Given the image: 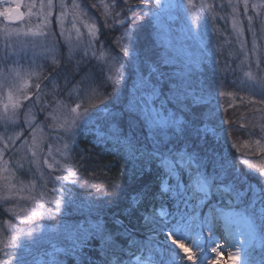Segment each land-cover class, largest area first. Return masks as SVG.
Returning a JSON list of instances; mask_svg holds the SVG:
<instances>
[{
  "label": "trees",
  "instance_id": "16d2710c",
  "mask_svg": "<svg viewBox=\"0 0 264 264\" xmlns=\"http://www.w3.org/2000/svg\"><path fill=\"white\" fill-rule=\"evenodd\" d=\"M107 1L112 8L127 17L122 26L129 33L127 36L134 58L125 55L122 48L115 44L116 35L113 34L114 38H111L107 33L108 19H103L101 12L89 0H78L80 7L84 9L79 8V13L84 14L77 15L74 23L83 26L79 18H84L86 13H94L97 45L95 44L94 49L90 43L84 42L80 47L73 44L74 47L69 49L58 35L55 22L57 7H54L49 18L51 23L42 31L55 35L48 36L47 42L38 44L39 61H34V71L38 73V77L29 76L34 82L28 87L29 99L23 101L17 126L5 127L0 117L3 137L7 139L11 136L8 138V148L2 151V160L12 162V171H16L13 179L20 186L16 189L15 197L10 196L12 199L8 203L0 199V241H4L0 243V249H3L0 250V260L8 262L22 258L26 264H34L36 257L41 255V264H46L52 259L50 254L55 253L59 264H88L89 258L95 264H101L103 258L98 251L101 240L95 234L97 229L114 235L118 249H125L110 259H118L120 264H126L132 253L144 254L129 243V238L117 235L122 229L114 223L116 219L123 220L124 225L135 233L137 241H147L151 234L143 227V216L159 209V199H153L150 194L145 195L141 191L147 186L150 192H156L158 178L163 177L162 170L155 162L150 172L141 174L146 154L155 145L147 138L145 126L135 122V118L126 111L122 114L138 76L147 78L149 86L145 91L148 95H153V98L148 100L146 95L145 100L148 104L152 103L156 111L166 112L165 116L171 112L184 118L195 113L201 116L200 127L207 124L216 129L217 135L208 133L206 136L207 147L213 152L210 153L212 158L203 161L202 171L206 175L213 174L218 169L221 157L227 158L229 165L234 166V171L225 177V186L235 183L245 195V202L240 204L239 210L244 213L243 209L253 198L254 192L264 195V175H261V169H264V152H260L255 144L256 140H262L261 144L264 145V134L259 127L264 124V116H261L264 112V88L257 83L259 77H264V45L261 49L257 48L260 61L257 64L249 63L253 72L250 76L246 75L242 67L237 66L240 53L231 56L226 48L224 61L220 60L222 67L218 65V68H222L221 71L214 67L209 53L205 55L204 64L201 58L196 59L197 55L188 57L193 63L188 60L184 63L186 58L171 50L168 60L157 45H154L150 33V16L144 15L152 9L150 0L143 4L140 0H128V4L124 0ZM129 5L131 12L128 11ZM38 11L35 9L34 13ZM240 13L243 14L242 9ZM250 14L253 15L251 12ZM253 19L258 21L259 18ZM31 20L35 23V16ZM134 24L139 27H133ZM116 27L117 25L112 27L113 32L124 31ZM242 29L246 31L244 21ZM133 33L134 39H130ZM211 34L217 37V31ZM53 41L56 42L54 49L51 48ZM1 46L0 53L4 50ZM42 47L49 50L43 52ZM245 48L248 49V46ZM101 53L113 57L111 64L114 67L111 73L104 69ZM210 55L215 56L213 53ZM3 57L0 56V66L5 69L9 64L4 65L7 60ZM57 60L60 61L59 64L56 63ZM130 60L133 61L131 64ZM196 62H201V65ZM20 63L24 64V60ZM116 68L124 74L119 88L122 97L120 101L114 99V92L110 94L111 83L108 79L113 77V71L117 75ZM30 79L27 85L31 84ZM36 84L41 85L39 90ZM89 85L106 91L104 92L109 96L105 105L110 113H115V119L106 122L104 114L97 112H91L88 116L80 115L89 108L90 100L85 95L90 89ZM202 89L207 92L203 101L193 102L188 95L189 91L195 90L197 94H202ZM37 92L40 96L38 101L35 98ZM77 106V112L73 113L71 109ZM26 109L35 115L34 120L30 116L26 117ZM26 119L31 120V123H25ZM246 120L248 124L245 123ZM59 123H64L66 129L57 128ZM37 126L41 130L37 131ZM34 135L42 136L38 156L24 160V165L16 169L18 161L13 150L23 145L24 140L30 145ZM116 136L122 143L115 142ZM124 142L135 149L134 156ZM45 159L47 164L44 163ZM245 160L248 164H259L260 168H250L244 163ZM189 174L186 169L181 170L178 177L170 178L169 186L176 179H181L184 183ZM58 176L61 177L60 180L56 179ZM28 191L29 196L34 199L22 204L23 196L21 197L20 192L25 194ZM53 200L60 202L59 211H56L57 205ZM16 203L22 208L36 209L38 215L30 221L19 219L18 212L12 208ZM256 207H260L258 200ZM126 208L132 209L130 215L125 214ZM166 210L171 209L169 207ZM251 219L261 243L259 248L251 250L252 264H264V221L258 217ZM30 231L31 236L27 235ZM9 235H17L18 240L5 247L8 244L5 237ZM157 239L163 240L164 236ZM77 242L80 246L73 251ZM154 246L158 247V244ZM59 249L64 251H57ZM182 263L187 264L184 261Z\"/></svg>",
  "mask_w": 264,
  "mask_h": 264
},
{
  "label": "snow or ice",
  "instance_id": "6c2138e0",
  "mask_svg": "<svg viewBox=\"0 0 264 264\" xmlns=\"http://www.w3.org/2000/svg\"><path fill=\"white\" fill-rule=\"evenodd\" d=\"M149 0H140V3H147ZM244 5V13L247 14L249 7L252 9L261 8L264 9V3L261 4H249V0H241ZM125 4H128V0H124ZM157 6H160L166 10L175 11L186 22L190 20L191 25H196L201 19H206L207 15L211 14L213 21L216 19L217 13L215 8L211 3H207V0L200 5L203 10L202 16H196L193 11L195 5L193 0H166V3L161 5V0H155ZM54 0H41L39 5V12H33L32 10L36 7L35 4L29 5V15L35 14L37 19L40 21L37 25L38 30L33 32L31 28H27L23 31L17 28H5V32L8 34L9 38L13 33L16 34L17 38L21 35L25 38L32 36H54V33H45L41 29L47 28L51 23L49 19L52 16V9L56 7ZM231 8L232 15V28L238 37L243 35V29L239 26L240 21L237 18L238 4L234 3L233 0H228L226 5ZM59 7L61 11L56 15V23L58 25L63 23V18L66 16L64 11L67 5L64 4L63 0H59ZM74 9H78L79 5H73ZM96 7V5H93ZM224 7V5H221ZM123 11V9L121 10ZM128 11L131 12V5L128 6ZM83 12L75 13V15H82ZM120 12H116L115 16L119 17ZM145 16L152 15V10L144 13ZM0 17L8 22L9 25L16 22H22L24 18V13L20 11V4L17 3L15 7H5L0 11ZM224 19V17H221ZM117 24H123V20L117 19L115 21ZM75 27V24H73ZM87 26V25H86ZM92 28L95 25L91 26ZM133 27H139V25L134 24ZM205 29L207 28V23L202 25ZM213 31H216L215 25H213ZM249 31L253 34V48L252 53L255 55L257 51L256 47V31L252 28V18L249 17ZM261 31L264 32V20H261ZM63 33L61 32V35ZM128 35V33H125ZM134 33L130 39H134ZM194 38H198V34L194 35ZM28 47L27 39L17 44L13 43L11 39L5 42V51L12 50L17 55L21 51H26ZM33 48L36 47L35 44L32 45ZM56 47V42L53 41L51 48ZM241 47L243 49V43L241 42ZM48 48L42 47L41 51L46 52ZM125 55H132L128 49H122ZM247 56V54H246ZM7 59V56L5 57ZM133 61L130 60L131 64ZM57 64L60 63L59 60L56 61ZM118 74L117 77L110 76L114 85H119L121 83L120 78L123 77V72L119 68L115 69ZM246 75H251L250 73ZM257 83L264 88V77H259ZM148 80L143 76H138L136 84L133 85V89L128 95V98L124 104V109L122 114L126 111L128 114L135 118V122L141 123L146 128L147 138L155 145L151 152L146 154V158L143 161V166L141 167V174L150 172L152 165L155 162L157 167H159L163 172V177L158 178L159 185L156 192H150L147 186L142 189V194L151 195L153 199H159V209H154L150 215H144L143 219L145 221L143 227L147 229V232L151 235L148 236L147 241H137L135 239V233H133L127 226L124 225L123 220L116 219L114 223L122 229V232L117 235H123L129 238V243L136 246L137 251H147L148 255L144 257V264H177L180 260L179 254L175 251L173 247L168 245V241L171 245L179 247V249L184 253V258L188 261H193L195 264L194 254L187 248L184 247L183 243H179L180 240L188 239L192 237L194 243L199 244L198 236L193 235L196 232L202 233L205 228L209 230L210 233H214L218 224H223L225 228H231L234 226L238 218H242L247 222L251 218L258 217L261 221H264V195H259L254 192L253 198L247 203L246 207L243 209L245 216L241 217V213L236 209L241 203L245 202V195L241 192L235 185L229 184L225 186V177L231 175L234 171V166L229 165L226 157H221L218 162V169L210 175H206L202 171L203 161L205 159H210L212 156L210 153L213 152L211 148L207 147L208 141L206 136L208 133L217 135L216 129L209 127L204 124L203 127L199 126L201 116L195 113L192 116L184 118L177 117L174 113H168L167 116L162 115V113L156 111L155 108H149L148 102L145 100V96H148V100H151V95H148L145 89L148 87ZM0 87H6L7 92V102L3 104L4 115L2 117L3 124L5 127L17 126V122L20 119V111L23 109V101L29 99L30 91L25 88L22 84V76L19 71L13 70L11 68L0 69ZM36 88L39 90L41 88L40 84H36ZM202 94H197L195 90L189 91L193 99V102H202L205 95H207L206 90H201ZM114 99L120 100V93L116 91L114 87ZM36 100L40 99L39 92L36 93ZM76 108H72L73 113L77 112ZM98 104H91L89 108L85 109L82 116H88L90 112L96 110ZM100 112L104 114V119L106 122L109 119H115V113H110L107 105L100 107ZM26 115L31 117V120L35 119V115L31 113V110L26 113ZM209 115H212L209 113ZM31 120H25V123H31ZM256 125H253L255 127ZM243 128L244 125H241ZM261 133L264 134V124L259 125ZM35 132V129H33ZM116 143H122L118 136L114 137ZM0 139L5 140V148L8 147V140L0 136ZM264 139V135H262ZM35 143V139L33 141ZM125 147L129 150L130 154L134 156L135 149L132 148L127 142ZM255 144L260 152H264V145L261 144L260 140H256ZM179 145V147H177ZM235 147V145H233ZM50 147V146H49ZM67 147V145H65ZM31 150V149H29ZM3 152L0 151V158H2ZM32 156H36V152H32ZM35 162V161H34ZM47 164V159L44 161ZM248 164V161H244ZM250 168H260L259 164H248ZM51 167V165H49ZM187 170L190 174L194 176L192 183L185 184L181 179H176L175 183L169 186L170 178H175L180 175L181 170ZM4 170L9 173L3 177V184L0 185L6 195L0 197L5 203H8L10 196L16 195V185L14 183L15 173L12 169L5 165ZM261 175H264V169H261ZM60 180L61 177H56ZM67 179V177H64ZM217 194L218 198H217ZM43 195V194H41ZM227 198V203L223 204V201ZM29 199H34L29 197ZM259 201L260 207H256V202ZM54 204L57 205L56 211H59V201L53 200ZM37 205L43 208L39 201H36ZM171 210H166L169 208ZM206 209V211H205ZM227 209V210H225ZM13 210L17 211L14 206ZM19 212L26 213L24 216L25 221H30L35 218L38 213L35 210L29 211L28 209H19ZM126 215H130L132 209L126 208ZM43 214V213H39ZM101 240V247L98 249L102 256L101 264H120V261L110 259V257H116L120 253L124 252V248H119L116 245V237L112 234H105L102 230L97 229L95 233ZM31 236V231L27 234ZM164 236L163 240H158L157 238ZM176 237V239H173ZM211 239V237H210ZM8 245L17 242V235H9L5 237ZM4 241H0L3 243ZM158 244V247L154 246ZM80 244L77 242L74 244L73 251ZM3 250V249H0ZM57 251H64L59 249ZM216 253L217 264H219L220 253L217 252L216 248L212 249ZM241 248L237 247L234 253L228 256L229 261H238L241 259L240 256ZM52 259L47 261L46 264H59V261L55 257V253L50 254ZM140 258L137 257V260ZM0 264H26V262L20 258L14 261H3L0 260ZM88 264H95L89 258ZM200 264H203V256L201 257ZM211 264V262H210ZM246 264V262H245Z\"/></svg>",
  "mask_w": 264,
  "mask_h": 264
},
{
  "label": "rangeland",
  "instance_id": "374dc122",
  "mask_svg": "<svg viewBox=\"0 0 264 264\" xmlns=\"http://www.w3.org/2000/svg\"><path fill=\"white\" fill-rule=\"evenodd\" d=\"M152 6V15L150 16V33L153 42H155L154 45H157L158 50H160L163 53V56L169 60L170 54H168L171 51L175 53H180L178 55H181L186 58L185 62L188 60V57H191L193 55H197L198 57L196 59L202 60V64L206 62V54L209 53V58H211L214 63V67L216 66L218 71H221L222 68H218V65L222 67V62L224 61L223 59V54L226 52L230 54L231 56L235 53H240V57L237 60L238 62V68L242 67V69L245 70V72L248 74H252L253 72L251 71V64H257L260 59L258 57V49L253 55L252 53V48H253V34L251 31H249V17L252 18V28L256 31L257 36H256V47L261 49L263 48L262 46L264 45V32L261 31V20H264V9L257 8V9H252L249 7L247 14L244 13V5L241 2V0H233L234 3L238 4V13H237V18L240 21V27L242 28V23L243 21L246 24V31H243V35L238 37L237 34L233 31L232 28V15H231V8L227 7L228 0H207V3H211L214 8L215 12L217 13L216 19L213 21L211 14L207 15L206 19H201L198 24L196 25H191L190 20L185 21L184 19H181L180 15L176 13L175 11H170L166 10L160 6H157L155 3V0H150ZM41 0H0V11L3 10L5 7H15L17 3L20 4V11L24 13V18L22 22H16L14 24L9 25L8 22H6L3 17H0V45L3 47V51L0 53V56H7V62L4 65L9 64L6 68H11L13 70L19 71L22 76V84L23 86L28 87L32 86L34 79H30V77L37 78L38 73L34 71L35 66H34V61L38 60L39 58V53L40 51L38 50V44L41 42H47L48 37L46 38L45 36H36L32 37L29 36L25 38L24 36H20L17 38L16 34L13 33L12 36L9 38L8 34L5 32V28L11 27V28H17L20 29L21 31L31 28L33 32L37 31V25H39L40 21L37 19V16L35 14L29 15V5L35 4L36 7L32 10L33 12L35 9L39 10V5H40ZM56 3V12H55V22H56V15L61 11V8L59 7V0H54ZM64 4L67 5V8L64 10L66 12V16L63 18V23L57 25V32L58 35L61 38V41L64 44H67L68 48L71 49L76 45L77 47H80L83 45L84 42H88L92 45V47L95 49V44L96 43V37H97V31H96V17L93 18V14L86 13L84 18H79V22L83 26H79L76 23H74V14L79 13V8L80 5L78 3V0H63ZM89 2L92 5H96V8L101 12L103 19L107 18L108 19V29L107 33L110 35L111 38L113 37V34L116 35L114 38L115 44L117 46H120L122 49H128L130 52L132 51V48L129 46L130 41L128 39V36L125 35V33H128V31H125L123 28V24L126 22L127 17H124L121 13L119 17L115 16L116 12H119L117 9L112 8L110 4H108L107 0H89ZM204 2V0H193V3L195 5V8H193V11L196 13V16H202L203 15V10L200 8V5ZM44 3H47V0H44ZM166 3V0H161V5ZM261 4L264 3V0H249V4ZM79 5L78 9H74L73 5ZM221 5H224V7H221ZM82 9V8H81ZM243 10V14L240 13V10ZM84 11V9H82ZM39 12V11H38ZM253 13V15L250 14ZM35 16V23H32V18ZM77 15H75L76 18ZM221 17H224V19H221ZM259 18L258 21L254 20L253 18ZM123 20L124 23L118 25L115 23V21ZM207 23V28L205 29L202 27L203 24ZM75 24V27L73 26ZM255 24V25H254ZM257 24V28H256ZM87 25V26H86ZM95 25L94 28L91 26ZM117 25L120 29L124 30L122 32H113L112 27ZM213 25H215L216 31H217V37H214L211 33H215L213 31ZM116 27V28H117ZM42 30V29H41ZM61 32L63 33L61 35ZM198 34V38H194V35ZM129 35V33H128ZM11 39V41L17 46L19 45L20 42L25 41L27 39V44L28 47L26 51H21L18 55L13 52L12 50H8L7 53L5 51V42L7 40ZM241 42L243 43V49L241 47ZM35 44L36 47L33 48L32 45ZM74 44V45H73ZM245 46H248V49L245 48ZM205 48V49H204ZM212 48V50H211ZM190 49V50H188ZM82 50V49H81ZM204 50L202 53H199L198 51ZM211 53L215 54L214 57H211ZM168 54V57L166 55ZM247 54V56H246ZM172 55V54H171ZM102 58V63L104 66V69L107 70V73H111L112 69L114 67V64H111L113 61V57L111 56H106V54L101 53L100 54ZM132 56V55H131ZM200 56V57H199ZM222 56V58L220 57ZM3 57V59H4ZM134 58V56H132ZM218 57V59H217ZM220 57V58H219ZM174 59L172 55V60ZM195 59V60H196ZM217 59V60H216ZM19 60V61H18ZM24 60V64H21L20 62ZM208 60V58H207ZM220 60L222 62L220 63ZM39 61V60H38ZM192 62L193 61H189ZM197 64H200L201 62H196ZM251 63V64H249ZM3 65V66H4ZM110 65V66H109ZM201 65V64H200ZM226 68L228 65H224ZM0 69L1 66H0ZM34 75V76H33ZM118 75V74H117ZM117 75L114 74L113 71V77H117ZM250 76V75H247ZM31 81L30 85L28 84V79ZM120 80L124 78L123 77H118ZM250 80V79H249ZM110 87H111V93L114 92V87L116 91L119 92L120 85H114L112 80L110 79ZM89 88L85 95L89 98V106L91 104H98V108L93 112L97 113H102L100 112V107L106 104L108 102V96L105 92V90H98V88H92L91 85H89ZM105 91V92H104ZM7 92L8 89L6 87H0V117L2 118L4 115V107L3 104L7 102ZM120 93V92H119ZM115 95V93H114ZM153 98V95L151 96ZM122 99L121 94H120V100ZM119 100V101H120ZM149 108H155L152 103L148 104ZM29 111V109H26ZM26 111V112H27ZM91 113V112H90ZM162 113V112H160ZM92 114V113H91ZM162 115H166V112L162 113ZM261 116H264V112L261 114ZM28 117V115H26ZM257 121V119L255 120ZM254 121V122H255ZM248 124L247 120L245 122ZM249 123H251V120H249ZM68 127V126H67ZM57 128H61L62 130L66 129L64 123H59V126ZM41 130L38 126L36 130L38 131ZM4 132L0 131V136H3ZM9 137H11L9 135ZM8 137V138H9ZM7 138V140H8ZM35 139V143H33ZM262 141V140H261ZM42 142V136L38 137L37 135H34L31 140V144L28 145L25 140L23 141V145L21 144L19 147L15 148L13 151L15 152L13 155L16 157L18 163L17 168H21L24 165V160L27 161V159H33L32 152H36V156H38L40 152V146ZM263 142V141H262ZM5 140L0 139V151H3L5 147ZM8 148V147H7ZM31 149V150H29ZM35 156V157H36ZM59 157V156H58ZM59 161V158H58ZM16 162V161H15ZM33 162V161H32ZM5 165L8 166V168L14 170L12 162L6 160H2L0 158V185L3 184V177L6 175H9L8 172L4 170ZM14 172V171H13ZM16 175V171H15ZM14 175V177H15ZM194 180V176L192 174L188 175V178L184 181L185 184L192 183ZM15 183V182H14ZM16 185V184H15ZM20 186L17 184L16 189L19 188ZM27 190L29 187H26ZM0 195L4 196L6 193L0 189ZM20 195L22 197L21 202L22 204H27L29 200V191L25 194L20 192ZM219 194H217L218 197ZM19 196V195H17ZM15 197V196H12ZM12 197H9V199H12ZM224 204L227 203V198L223 201ZM13 208V207H12ZM14 208L17 210L19 219L24 220V216L26 213L24 212H19V209H27V208H22L19 207L18 203L14 206ZM29 211L35 210L36 209H28ZM227 210V209H225ZM238 212L241 213V217L245 216V214L239 210L238 208L236 209ZM206 211V209H205ZM242 222L245 220L242 218H239ZM250 223V229H251V234H250V241L249 243L243 244V253L240 259V262L238 264H252L253 257L251 256V250L259 248L261 246L260 243V235L255 228L254 222L252 219L249 220ZM218 231L216 233L215 231ZM223 229V230H222ZM214 233H210L207 228L203 230L202 233L196 232L193 235L198 236L199 238V244L197 246L196 243H194V239L192 237H189L188 239H183L180 240L179 243H183L184 247L189 249L195 256V264H200L201 257L203 256V264H217V259H216V254L215 252L212 251L213 247L210 244V240L212 237H218L219 234L226 233L224 231V228L221 224H218ZM234 233V229H233ZM211 237V239H210ZM173 239H176V237H173ZM168 244L170 247H173L175 251L179 254L180 260L177 262L183 264L182 262H186L187 264H193V261H188L187 259L184 258V253L179 249L177 246L171 245V242L168 241ZM130 253V252H128ZM144 254H141L140 252L138 253H132L128 261H126V264H144V257L148 255L147 252L143 251ZM137 257L140 259L137 260ZM42 258L41 255H38L36 257V260L32 262L34 264H41L42 261L40 260ZM219 264L220 260H219Z\"/></svg>",
  "mask_w": 264,
  "mask_h": 264
},
{
  "label": "bare ground",
  "instance_id": "6f19581e",
  "mask_svg": "<svg viewBox=\"0 0 264 264\" xmlns=\"http://www.w3.org/2000/svg\"><path fill=\"white\" fill-rule=\"evenodd\" d=\"M232 228L234 229V233H231L229 228H225L224 230L228 232L219 234L218 237L213 236L210 240L212 247L216 248L217 252L220 253L219 260L221 264H238L240 260L235 262L229 261L228 256L231 253H234L237 247L241 248L240 256H242L244 242L249 243L250 241L249 237L251 234V229L249 220L247 222H242L238 218ZM218 231L219 229L215 232L218 233Z\"/></svg>",
  "mask_w": 264,
  "mask_h": 264
}]
</instances>
